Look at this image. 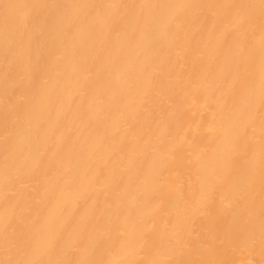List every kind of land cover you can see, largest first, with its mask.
I'll return each instance as SVG.
<instances>
[{"label":"bare ground","instance_id":"obj_1","mask_svg":"<svg viewBox=\"0 0 264 264\" xmlns=\"http://www.w3.org/2000/svg\"><path fill=\"white\" fill-rule=\"evenodd\" d=\"M0 264H264V0H0Z\"/></svg>","mask_w":264,"mask_h":264}]
</instances>
